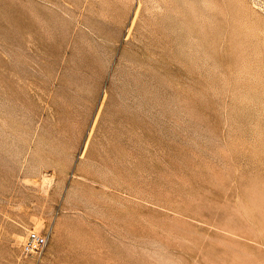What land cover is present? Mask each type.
Masks as SVG:
<instances>
[{
	"label": "rangeland",
	"instance_id": "rangeland-1",
	"mask_svg": "<svg viewBox=\"0 0 264 264\" xmlns=\"http://www.w3.org/2000/svg\"><path fill=\"white\" fill-rule=\"evenodd\" d=\"M0 264H264V0H0Z\"/></svg>",
	"mask_w": 264,
	"mask_h": 264
},
{
	"label": "built area",
	"instance_id": "built-area-1",
	"mask_svg": "<svg viewBox=\"0 0 264 264\" xmlns=\"http://www.w3.org/2000/svg\"><path fill=\"white\" fill-rule=\"evenodd\" d=\"M50 239L49 231H38L36 229L29 230L26 240L22 247V252L25 255L35 254L41 257Z\"/></svg>",
	"mask_w": 264,
	"mask_h": 264
}]
</instances>
